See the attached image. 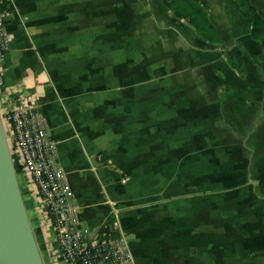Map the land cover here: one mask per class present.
I'll return each instance as SVG.
<instances>
[{"label":"crops","instance_id":"1","mask_svg":"<svg viewBox=\"0 0 264 264\" xmlns=\"http://www.w3.org/2000/svg\"><path fill=\"white\" fill-rule=\"evenodd\" d=\"M196 1L219 40L163 0H1L0 111L43 121L73 216L135 264H264L263 46L238 0ZM21 188L51 261L54 232Z\"/></svg>","mask_w":264,"mask_h":264},{"label":"built area","instance_id":"2","mask_svg":"<svg viewBox=\"0 0 264 264\" xmlns=\"http://www.w3.org/2000/svg\"><path fill=\"white\" fill-rule=\"evenodd\" d=\"M8 48L0 7V64ZM22 94L17 95L19 103L24 101ZM1 115L20 187L24 175L54 232L57 248L50 251L53 264H135L125 241H98L95 231L73 216L75 192L64 178L55 141L43 121L17 105Z\"/></svg>","mask_w":264,"mask_h":264},{"label":"water","instance_id":"3","mask_svg":"<svg viewBox=\"0 0 264 264\" xmlns=\"http://www.w3.org/2000/svg\"><path fill=\"white\" fill-rule=\"evenodd\" d=\"M0 264H45L0 111Z\"/></svg>","mask_w":264,"mask_h":264},{"label":"trees","instance_id":"4","mask_svg":"<svg viewBox=\"0 0 264 264\" xmlns=\"http://www.w3.org/2000/svg\"><path fill=\"white\" fill-rule=\"evenodd\" d=\"M178 17L187 18L196 30L208 40H219V35L210 22L206 8L196 0H163ZM243 8H247L252 15L251 36L259 39L264 52V17L261 16L249 0H238Z\"/></svg>","mask_w":264,"mask_h":264},{"label":"rangeland","instance_id":"5","mask_svg":"<svg viewBox=\"0 0 264 264\" xmlns=\"http://www.w3.org/2000/svg\"><path fill=\"white\" fill-rule=\"evenodd\" d=\"M249 242L251 245H261L260 235L257 234L256 237H253V238L251 237ZM39 246H40V250L42 252L45 264H52L51 261H49V259H48V255L46 253H44L42 246L41 245H39Z\"/></svg>","mask_w":264,"mask_h":264}]
</instances>
